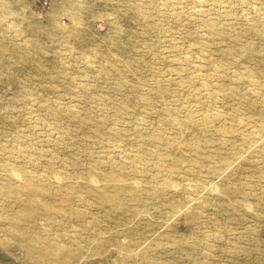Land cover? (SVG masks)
Returning a JSON list of instances; mask_svg holds the SVG:
<instances>
[{"label": "rangeland", "instance_id": "374dc122", "mask_svg": "<svg viewBox=\"0 0 264 264\" xmlns=\"http://www.w3.org/2000/svg\"><path fill=\"white\" fill-rule=\"evenodd\" d=\"M51 248L264 264V0H0V264Z\"/></svg>", "mask_w": 264, "mask_h": 264}, {"label": "bare ground", "instance_id": "6f19581e", "mask_svg": "<svg viewBox=\"0 0 264 264\" xmlns=\"http://www.w3.org/2000/svg\"><path fill=\"white\" fill-rule=\"evenodd\" d=\"M18 177H19V175H18ZM208 187H209V185L205 186L204 188H208ZM211 188H212V190L214 189L213 186ZM51 249H52L51 255L54 256L53 259L55 261V264H66L67 263V260H68V258L70 256L69 254H67V255L66 254H61L57 249H53V248H51ZM41 254L42 253L38 252L37 255L41 256Z\"/></svg>", "mask_w": 264, "mask_h": 264}]
</instances>
